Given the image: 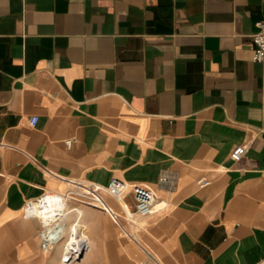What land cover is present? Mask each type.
Returning a JSON list of instances; mask_svg holds the SVG:
<instances>
[{
  "label": "crops",
  "instance_id": "0c3cea01",
  "mask_svg": "<svg viewBox=\"0 0 264 264\" xmlns=\"http://www.w3.org/2000/svg\"><path fill=\"white\" fill-rule=\"evenodd\" d=\"M263 19L264 0H0V264L53 263L29 201L113 179L167 205L147 246L86 205L78 264H143L142 246L161 264H264Z\"/></svg>",
  "mask_w": 264,
  "mask_h": 264
},
{
  "label": "built area",
  "instance_id": "2783aa9c",
  "mask_svg": "<svg viewBox=\"0 0 264 264\" xmlns=\"http://www.w3.org/2000/svg\"><path fill=\"white\" fill-rule=\"evenodd\" d=\"M258 32L253 35V42L255 45L254 56L253 59L255 62L262 64L263 66V78H264V19L257 23ZM39 122V117L34 116L30 124L32 126H36ZM67 146L70 148L72 146V141H67ZM248 153V148L245 146L237 147L232 153V159L236 162L241 161ZM69 186H74L76 188L75 191L72 190V193L80 196L89 203L92 204H102L105 201L104 196L109 195L118 200H125L128 195L132 194L135 200L134 212L133 216L138 215L140 217H148L155 214V201L157 199L156 192L149 186L143 184H135L129 183L119 179H113L109 185L103 186L93 182H68ZM162 185L171 188L173 187L175 180L170 176L166 175L161 179ZM198 185L203 188L210 185V181L208 180H199ZM50 192H45L43 196H41L37 200H31L27 203L26 207L28 209V216L33 217V205L37 202L41 203L49 198ZM71 194V191L69 195ZM103 209L109 214L110 211L103 207ZM27 216V215H26ZM113 221L119 225L118 221L111 215ZM40 232L42 237L41 246L43 249L50 250L52 245L60 238L61 228L59 226L54 225L44 226ZM51 227V228H50ZM143 251L145 253L146 258L151 260L156 264H161L159 259L156 258L146 247H143ZM86 250V242L81 241L80 244L76 246L75 251L77 252V256L81 257ZM146 263L148 261L146 260Z\"/></svg>",
  "mask_w": 264,
  "mask_h": 264
},
{
  "label": "bare ground",
  "instance_id": "6f19581e",
  "mask_svg": "<svg viewBox=\"0 0 264 264\" xmlns=\"http://www.w3.org/2000/svg\"><path fill=\"white\" fill-rule=\"evenodd\" d=\"M69 193L70 191H68V187L63 191L50 192L48 199L41 203H35L32 208L33 211H35V213L33 212L32 218H39L42 225L51 227L56 225L61 228L60 238L54 243V245H52L50 250L43 249L42 246L40 247L42 254L47 255L52 253V261L57 262L58 264H62V262H65L64 264H73L76 261L81 260V257L77 256V252L75 251L76 246L80 244L81 241L86 242L88 240V235L86 233L87 221L85 218V208L87 204L84 203L82 206L73 207L70 203L75 199L70 196ZM118 204L119 207L122 208V213L115 209V207L109 204L106 200L103 202V207L106 206L110 211V214L118 221L119 226L124 227L122 223V219H124L123 214H126L125 219L131 223L143 220L138 219L136 221L134 218L136 215H132L133 211L127 201L118 200ZM101 205V203H88V206L103 209ZM166 205L167 202L165 200H160L157 197L154 209L155 214L161 211ZM125 231L127 232L126 228ZM40 238L42 243L41 233Z\"/></svg>",
  "mask_w": 264,
  "mask_h": 264
},
{
  "label": "rangeland",
  "instance_id": "374dc122",
  "mask_svg": "<svg viewBox=\"0 0 264 264\" xmlns=\"http://www.w3.org/2000/svg\"><path fill=\"white\" fill-rule=\"evenodd\" d=\"M73 187V188H72ZM71 187V185L68 187V191H71V194H70V196H72V197H74V199L75 200H73L70 204L73 206V207H77V206H82V204H87L88 205V203H89V201H86V200H84L83 198H80V196H77L76 194H74V193H72V190L73 191H75L76 190V188L74 187V186H72ZM72 189V190H71ZM107 196H109V195H105L104 196V198H106L105 200L107 201V202H109L108 200H107ZM116 199V198H115ZM116 200H118V199H116ZM109 204H111L110 202H109ZM111 205H113V204H111ZM114 206V205H113ZM135 206V205H134ZM115 207V206H114ZM115 209H117V210H119V212H121L122 213V208L121 207H115ZM131 209H132V211L134 212V207L132 208L131 207ZM102 210H104V209H102ZM105 211V210H104ZM106 212V211H105ZM107 213V212H106ZM108 214V213H107ZM24 215H26L25 214V212H24ZM109 215V214H108ZM124 215V219H122L123 221H122V223H123V225H124V227H121V226H119V225H117L116 223H114L118 228H119V232H120V235L124 238V239H126V240H128V241H131V242H133V243H139V241H140V243L142 244V245H144V246H147V245H145V243L141 240V237L143 236V233L147 230V228H148V226L151 224L150 223V221H152V218H153V215H151V216H148V217H145V218H143V217H140V216H135L134 218L136 219V221L138 220V219H143V220H139L138 222H136V223H131V222H129L127 219H125V216H126V214H123ZM110 217H111V215H109ZM32 219H35V220H37L38 222H39V224H40V230H39V234H38V238H39V241H40V247H41V238H40V232L42 231V229H43V227H42V223H41V221H39V218H32ZM111 219H112V217H111ZM112 221H113V219H112ZM125 228L127 229V232L125 231ZM87 233V235H88V232H86ZM86 235V236H87ZM152 254H153V250L151 249V248H147ZM44 255V254H43ZM46 256H53V254L52 253H49V254H47ZM81 259H82V256H81ZM146 260L148 261V263H146ZM80 261V260H79ZM79 261H76L75 263H73V264H78V262ZM65 262H62V264H64ZM143 264H156V263H154V262H152L151 260H148V258H146V256H145V259L143 260V262H142ZM52 264H58L57 262H53Z\"/></svg>",
  "mask_w": 264,
  "mask_h": 264
}]
</instances>
